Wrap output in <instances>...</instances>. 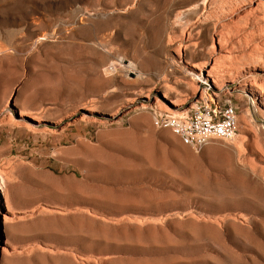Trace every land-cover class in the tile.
I'll list each match as a JSON object with an SVG mask.
<instances>
[{"label":"rangeland","instance_id":"obj_1","mask_svg":"<svg viewBox=\"0 0 264 264\" xmlns=\"http://www.w3.org/2000/svg\"><path fill=\"white\" fill-rule=\"evenodd\" d=\"M143 3L0 0V264H264V0Z\"/></svg>","mask_w":264,"mask_h":264},{"label":"built area","instance_id":"obj_2","mask_svg":"<svg viewBox=\"0 0 264 264\" xmlns=\"http://www.w3.org/2000/svg\"><path fill=\"white\" fill-rule=\"evenodd\" d=\"M207 90V89H206ZM226 103L225 113H215V106L201 104L199 107H194L188 113L179 116V118H186V125L175 126L174 119L171 115H157L151 111L152 124L156 129L164 127H173L174 136L185 145V139H193V146H187L193 151H198L197 141L201 135H208L211 132H225L227 134L238 133V122L235 121V127H228L229 109H237L230 102ZM205 107H212V116L203 117V109Z\"/></svg>","mask_w":264,"mask_h":264},{"label":"bare ground","instance_id":"obj_3","mask_svg":"<svg viewBox=\"0 0 264 264\" xmlns=\"http://www.w3.org/2000/svg\"><path fill=\"white\" fill-rule=\"evenodd\" d=\"M142 5H146V0H144V3ZM185 10L183 9L182 13L186 12ZM188 11H187V13H188ZM181 15H183V14H181ZM211 41H212V39H211ZM128 67L132 68L131 62L128 64ZM212 70L213 69H210L209 71H207V75L206 76L208 78L215 77L216 73H214L213 72L214 70L213 71ZM170 102L172 104L174 103L173 100L170 101ZM202 103L205 104V105H217V106H215V113H225L226 112V104L219 103V102L213 100L212 98L211 99L206 98V97L202 98L200 100V104L197 107H199ZM155 114H157V113H155ZM157 115H162V114H157ZM166 115H171V114H166ZM211 116H212V107H205L203 109V117H211ZM229 118H231L232 120H228V127H235V121L237 122L236 109H229ZM171 119H174V125L175 126L186 125V118H179L177 116L171 115ZM160 129H170V130L174 131L173 127H164V128H160ZM235 136H236V133L231 135V134H227L225 132H211L208 135H201V137H199V139L197 141V148L198 149L203 148L204 146L209 144V142H211L212 140H216V139L232 140ZM185 143L190 145V146H193V139H185Z\"/></svg>","mask_w":264,"mask_h":264}]
</instances>
